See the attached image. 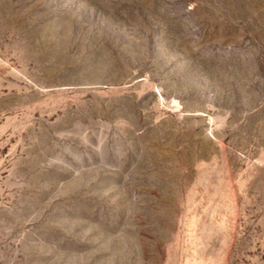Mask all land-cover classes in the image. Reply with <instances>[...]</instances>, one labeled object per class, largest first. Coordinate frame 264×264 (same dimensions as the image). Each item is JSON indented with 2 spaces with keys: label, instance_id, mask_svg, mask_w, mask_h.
I'll use <instances>...</instances> for the list:
<instances>
[{
  "label": "rangeland",
  "instance_id": "1",
  "mask_svg": "<svg viewBox=\"0 0 264 264\" xmlns=\"http://www.w3.org/2000/svg\"><path fill=\"white\" fill-rule=\"evenodd\" d=\"M0 264H264V0H0Z\"/></svg>",
  "mask_w": 264,
  "mask_h": 264
}]
</instances>
